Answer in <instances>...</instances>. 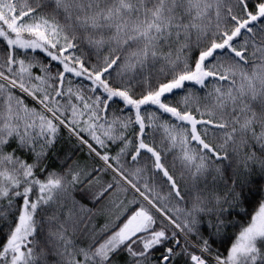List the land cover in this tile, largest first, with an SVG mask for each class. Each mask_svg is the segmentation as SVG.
Masks as SVG:
<instances>
[{
    "label": "snow or ice",
    "instance_id": "6c2138e0",
    "mask_svg": "<svg viewBox=\"0 0 264 264\" xmlns=\"http://www.w3.org/2000/svg\"><path fill=\"white\" fill-rule=\"evenodd\" d=\"M0 264H264V0H0Z\"/></svg>",
    "mask_w": 264,
    "mask_h": 264
}]
</instances>
